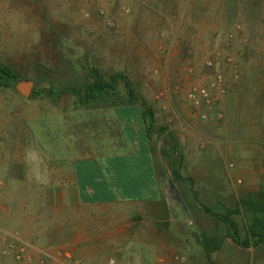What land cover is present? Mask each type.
<instances>
[{"label": "rangeland", "instance_id": "1", "mask_svg": "<svg viewBox=\"0 0 264 264\" xmlns=\"http://www.w3.org/2000/svg\"><path fill=\"white\" fill-rule=\"evenodd\" d=\"M258 2L252 7L245 0L233 22L234 4L227 0H0V62L21 76L13 88L0 87V225L40 248L74 245L76 257L96 264L110 258L159 264L157 256L171 252L184 255L186 264H228L233 251L249 256L201 203L231 214L244 238L254 213L243 201L264 192V0ZM135 23L144 32L134 33L138 41L132 42ZM149 27H157L149 37L153 45L142 42H148ZM92 67L105 76L124 74L154 110L149 145L164 200L147 212L130 203L74 202L63 209L65 234L46 237L29 221L39 220L36 209L32 217L21 212L23 179L33 184L35 200L45 181L48 187L50 179H62L45 168L145 146L142 127L122 116L120 102L81 105L62 95L64 87L86 82ZM193 84L210 87L222 118L202 120L194 112L188 99ZM47 89L62 96L36 94ZM174 137L182 159L179 181L169 164ZM153 230L162 234L157 244L141 238ZM215 235L223 248L208 256L204 237ZM258 249L264 264V246Z\"/></svg>", "mask_w": 264, "mask_h": 264}, {"label": "crops", "instance_id": "2", "mask_svg": "<svg viewBox=\"0 0 264 264\" xmlns=\"http://www.w3.org/2000/svg\"><path fill=\"white\" fill-rule=\"evenodd\" d=\"M138 26L139 25L135 23L134 29H132V27V30L130 29L132 42L138 41V38L133 37L134 33H139L140 30V33L144 32V30ZM143 28H145V26ZM156 28L157 27L150 29L149 27L150 36H148V38L146 37L148 42L142 40L143 43H150V45L154 44V40L149 37L156 34ZM142 150L143 147L141 146L133 153H127L126 155L122 153L95 157L81 155L70 158V161L67 163L70 167L61 169L45 168L43 172H47L49 176H62V179H50L48 187H46V181L44 187L41 184L40 186L44 188L43 192L35 196V200H33L34 197L31 195L30 189V186L33 184H31L30 180L22 178L21 185H23L22 190L24 195L22 196H24V201L20 207L21 212L23 211L25 215H30V217H32V212H34L32 210L36 209L39 220L31 218L29 221H33L34 224H40L41 227H43L41 228L42 232L50 234H45L46 237H58L59 235L65 234V232L62 231L64 225L62 227L59 226V224L66 223L65 220L67 217L66 214H64V210L73 208L74 202L94 205L130 203L142 206L141 208H143L142 211L144 212H147L146 207L156 209V204L164 200V187L160 181L158 170L154 165L152 153L141 155L140 153ZM65 174L66 178H63ZM69 174L71 178H68ZM60 183L61 185L59 186ZM70 186H72V188H70ZM36 192L38 191L36 190ZM82 199L89 201H83ZM59 210L62 211V220L60 221ZM11 211L12 208L8 207L4 212L9 216V214H11L9 212ZM6 214L4 213L3 215L6 216ZM153 214L158 215V213L155 214L154 212ZM49 215H53V217ZM50 217L52 219H50ZM81 223L83 224V222ZM3 226L5 225H0V232L7 233L8 230L3 228ZM49 226L51 228H48ZM46 227L48 229H44ZM149 233V235H143L144 237L141 238L145 240L150 238L152 241H155V244L162 238V234L156 230ZM85 234L87 233L78 236H82L81 238L83 240L87 238ZM146 245L148 246V244ZM150 246L153 247V245ZM262 246L264 245L260 244L248 247L250 250L249 256L243 259L236 251L227 253V257L231 261V263L228 264H243L246 259H249V264H262V256L258 253V248ZM55 247L62 248L66 252L75 254L74 245H67V247L59 245ZM169 249L167 248L168 251ZM220 251L216 252V254H220ZM172 253L173 252H171V254Z\"/></svg>", "mask_w": 264, "mask_h": 264}, {"label": "trees", "instance_id": "3", "mask_svg": "<svg viewBox=\"0 0 264 264\" xmlns=\"http://www.w3.org/2000/svg\"><path fill=\"white\" fill-rule=\"evenodd\" d=\"M234 4V14L231 19L235 21L237 15L244 10L245 0H227ZM258 0H250V6L258 5ZM231 10V7L227 8ZM21 79L19 73L15 72L8 65L0 62V87L13 88L15 83ZM125 90L121 89V85ZM46 92L50 97L56 98L65 95H73L77 102L81 105L98 104V103H111L117 105L120 102L122 105L118 107L119 111H123L122 116L127 115L130 120L133 118L137 125L142 130L141 136L144 139L145 146L143 147L141 155L153 153L150 147V138L156 129V117L154 110L147 104V102L140 99L137 91L126 76L122 73H114L110 76L103 75L97 67H92L89 71V76L86 82L76 85H69L63 88L62 95L56 94L54 90L47 89L46 91H36V94ZM130 115V116H129ZM125 118V117H124ZM131 122L130 125H132ZM162 129V128H160ZM174 150L175 155L172 156L170 166L174 169L173 178L176 181L181 180L178 167L181 163V153L179 151V144L174 137ZM148 147V148H147ZM149 164V163H148ZM132 165V161H131ZM147 165V164H146ZM147 199V198H145ZM149 199V198H148ZM83 201H89L82 199ZM143 200V199H141ZM243 205L247 210L254 213L253 221L247 227V234L243 238L240 233L238 223L231 217V214L220 213L212 209L206 204L201 203L204 211L211 215L215 220L223 222L227 226L228 236L239 246L248 248L250 246L264 245V192L258 197L251 198L243 201ZM223 239L215 236H205L203 247L207 255L218 252L221 250Z\"/></svg>", "mask_w": 264, "mask_h": 264}, {"label": "built area", "instance_id": "4", "mask_svg": "<svg viewBox=\"0 0 264 264\" xmlns=\"http://www.w3.org/2000/svg\"><path fill=\"white\" fill-rule=\"evenodd\" d=\"M126 12H130V9H126ZM87 16H91V14L88 13ZM106 22L110 27L115 24L111 19H107ZM208 64L212 66L213 62L209 61ZM220 78L222 80L221 76ZM188 99L193 105L194 112L202 120L223 117V113L218 109L209 86L193 84L188 91ZM1 237L0 264H8L9 259L12 260V264H96L78 258L59 247L39 248L21 237L18 232H7L2 234ZM156 259L159 264H186L187 262L186 257L178 253L161 254ZM116 262L114 258H110L106 264H117Z\"/></svg>", "mask_w": 264, "mask_h": 264}, {"label": "water", "instance_id": "5", "mask_svg": "<svg viewBox=\"0 0 264 264\" xmlns=\"http://www.w3.org/2000/svg\"><path fill=\"white\" fill-rule=\"evenodd\" d=\"M170 183H171L172 187L174 188V183H173L172 180H170ZM174 189H175V188H174Z\"/></svg>", "mask_w": 264, "mask_h": 264}]
</instances>
